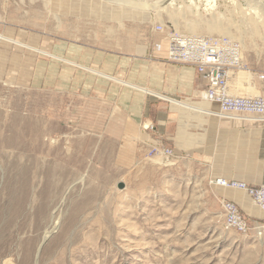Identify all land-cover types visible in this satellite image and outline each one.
I'll return each mask as SVG.
<instances>
[{
    "label": "rangeland",
    "instance_id": "obj_1",
    "mask_svg": "<svg viewBox=\"0 0 264 264\" xmlns=\"http://www.w3.org/2000/svg\"><path fill=\"white\" fill-rule=\"evenodd\" d=\"M134 1L0 0L14 40L0 38V264H264V234L225 228L229 198L205 167L113 153L88 127L96 99L47 81L65 47H150L165 39L157 24L264 50V0Z\"/></svg>",
    "mask_w": 264,
    "mask_h": 264
},
{
    "label": "crops",
    "instance_id": "obj_2",
    "mask_svg": "<svg viewBox=\"0 0 264 264\" xmlns=\"http://www.w3.org/2000/svg\"><path fill=\"white\" fill-rule=\"evenodd\" d=\"M160 41L163 49L156 50ZM62 54L69 60L63 65L50 62L47 81L96 99L97 111L88 127L104 145L113 146V153L127 154L137 163L151 146L164 144L174 148L173 161L199 163L209 179L264 184V122L224 116L217 103L202 99L206 79L194 66L168 61L165 39L129 50L82 49L79 56L76 49L65 47ZM22 56L21 62L12 60V69L8 62L5 67L14 72L19 61L21 75L34 78L39 63ZM244 58L249 69L232 77L231 91L264 96V50L246 49ZM149 124L153 128L147 129ZM214 185L246 214L264 220V211L244 190L216 181Z\"/></svg>",
    "mask_w": 264,
    "mask_h": 264
},
{
    "label": "built area",
    "instance_id": "obj_3",
    "mask_svg": "<svg viewBox=\"0 0 264 264\" xmlns=\"http://www.w3.org/2000/svg\"><path fill=\"white\" fill-rule=\"evenodd\" d=\"M167 28L163 24L154 27L155 32L165 34L167 59L170 62L196 67L198 73L207 81L206 88L200 94L202 99L217 103L219 113L224 116H241L264 122V96L238 95L230 89L232 77L249 69L243 46L238 40L226 35L187 34L175 29L167 31ZM154 46L156 50H162L163 42H157ZM146 127L153 128L151 124ZM149 155L173 161L176 153L173 147L155 144L149 149ZM216 183L244 190L252 202L264 211V184L250 185L243 181L223 178H218ZM221 206L226 229H234L242 234H264V221H251L237 202L224 198Z\"/></svg>",
    "mask_w": 264,
    "mask_h": 264
},
{
    "label": "bare ground",
    "instance_id": "obj_4",
    "mask_svg": "<svg viewBox=\"0 0 264 264\" xmlns=\"http://www.w3.org/2000/svg\"><path fill=\"white\" fill-rule=\"evenodd\" d=\"M175 0H171L170 2H169V4H171L172 2H174ZM114 3H117V4H121V5H127V7L128 6H132V7H134V5L133 4H135V1L134 0H114L113 1ZM163 9V8H162ZM230 31V30H229ZM228 31V32H229ZM192 33L193 34H199V33H197V32H195V31H192ZM0 38H2V39H6V40H9V41H12V42H14V40L12 39V38H8V37H6V36H4V35H2L1 33H0ZM21 45H24V44H21ZM33 48V47H32ZM248 74V76L249 77H251V73H247ZM250 74V75H249ZM252 96V95H251ZM238 190H240V189H238ZM58 223V222H57ZM51 233V231L50 230H48L47 232H46V237H48L49 236V234Z\"/></svg>",
    "mask_w": 264,
    "mask_h": 264
},
{
    "label": "water",
    "instance_id": "obj_5",
    "mask_svg": "<svg viewBox=\"0 0 264 264\" xmlns=\"http://www.w3.org/2000/svg\"><path fill=\"white\" fill-rule=\"evenodd\" d=\"M114 1V0H111ZM171 0H166L167 3H169ZM44 243V242H43ZM43 246V244H41V247Z\"/></svg>",
    "mask_w": 264,
    "mask_h": 264
}]
</instances>
